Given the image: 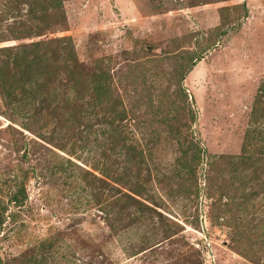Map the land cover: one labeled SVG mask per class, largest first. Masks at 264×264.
<instances>
[{
  "label": "rangeland",
  "instance_id": "rangeland-1",
  "mask_svg": "<svg viewBox=\"0 0 264 264\" xmlns=\"http://www.w3.org/2000/svg\"><path fill=\"white\" fill-rule=\"evenodd\" d=\"M55 38L44 108L0 87V264H264V0H0Z\"/></svg>",
  "mask_w": 264,
  "mask_h": 264
},
{
  "label": "trees",
  "instance_id": "trees-1",
  "mask_svg": "<svg viewBox=\"0 0 264 264\" xmlns=\"http://www.w3.org/2000/svg\"><path fill=\"white\" fill-rule=\"evenodd\" d=\"M41 29H44V27H41ZM63 39L55 38L31 42L27 46H22L20 51L16 47L11 49L9 46L0 49V52H4L2 58H0V87L3 88L4 97L8 103L13 107H20V113L27 115V110L30 108L36 110L44 108L40 103L37 108L33 100L43 95L46 78L56 73L59 68L63 67L64 69L65 67L68 69L67 72H70V76L74 77L76 71L73 69L76 68L77 64L74 68H68L66 65V62L68 63L74 58L71 54L73 51L69 53L68 50L70 47L73 49V44L70 38L66 43ZM62 49L65 50L67 55H63ZM60 57L63 59L58 62ZM69 88H78V80L73 78ZM103 90V84H95L93 86L94 99L99 98ZM46 100L48 101L49 98L46 97ZM25 197V189L21 186L15 193L10 195V201L20 205ZM5 209V207H2L0 210V227L4 222L3 213ZM39 262H42V259ZM27 263L29 264V262Z\"/></svg>",
  "mask_w": 264,
  "mask_h": 264
}]
</instances>
